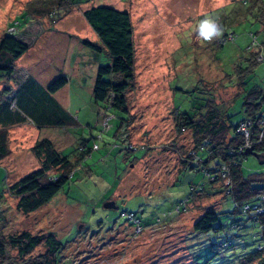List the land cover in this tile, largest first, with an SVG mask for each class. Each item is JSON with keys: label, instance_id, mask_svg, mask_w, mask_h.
Segmentation results:
<instances>
[{"label": "rangeland", "instance_id": "374dc122", "mask_svg": "<svg viewBox=\"0 0 264 264\" xmlns=\"http://www.w3.org/2000/svg\"><path fill=\"white\" fill-rule=\"evenodd\" d=\"M94 5L128 10L134 25L136 81L128 92L129 119L118 135L121 117L128 114L105 111L103 103L93 97L90 77L94 64L109 63L111 58L105 51L96 58L94 50L79 44L100 39L84 16ZM248 5L242 0H77L75 5L68 0H0V37L13 32L30 46L17 61V80L29 72L44 84L60 74L70 79L55 97L77 122L45 127L41 137H50L69 155L76 154L84 140L90 147L99 145L48 204L24 214L9 186L40 166L30 150L40 134L28 122L9 126L11 154L0 163L4 231L54 233L66 242L61 264H204L207 255L200 261L194 258L206 250L200 238H195L199 235L194 224L205 210H223L233 203L217 184L215 193L197 196L177 211V204L190 196L192 186L205 183L207 177L191 168L181 172L194 138L191 129H177L175 114L177 109L198 107L197 95L201 94L194 89L201 86L221 105L230 106L234 120L241 117L243 97L239 95L243 90L236 65L246 66L243 58L248 48L255 41L264 42L261 24L245 20ZM250 30L257 38L250 36ZM252 49L260 51V63L248 74L246 86L264 88V50L255 45ZM79 74L85 75L84 82ZM3 83L0 80V88ZM108 111L114 117L105 126ZM243 168L246 173L264 171V164L250 154ZM129 210L137 212L142 222L123 214ZM247 226L232 233L255 231L251 224ZM238 240L250 247L254 244L251 235L235 237ZM45 250L41 244L33 256Z\"/></svg>", "mask_w": 264, "mask_h": 264}, {"label": "trees", "instance_id": "16d2710c", "mask_svg": "<svg viewBox=\"0 0 264 264\" xmlns=\"http://www.w3.org/2000/svg\"><path fill=\"white\" fill-rule=\"evenodd\" d=\"M68 2L75 5L77 0ZM242 2L249 3L245 20L259 22L260 29L264 30V0ZM84 16L100 39H85L82 43L98 55L103 51L107 52L111 58L109 63L100 62L94 73L93 97L96 102L103 103L105 111L115 109L128 114L121 117L118 135L121 126L129 119L128 92L136 81L132 15L128 10L113 6L94 5L84 11ZM250 36L257 38L253 30H250ZM253 45L255 49L264 50V42L255 41ZM253 45L243 58L247 65H236L243 90L239 95L243 97V101L240 110L242 115L238 120H234V114L228 108L230 106L221 105L212 92L201 86L194 89L201 94L197 95L201 101L198 107L188 111L177 109L175 114L177 129L180 132L191 129L194 138L193 149L183 161L181 172L191 168L203 171L207 177L205 183L194 184L190 196L184 200L191 201L197 196L211 195L216 192L214 190L219 184L225 191L227 200L231 199L233 203L232 207L223 210H205L194 224L195 234L199 235L195 238H200L199 241L206 248L202 254H194V258L200 261L198 259L207 255L204 264H210L212 260L218 264L242 261L264 264V171L246 173L243 168L244 159L250 155L246 153L248 149L264 152V88L258 86L248 89L246 86L248 74L260 63L257 59L261 53L255 52ZM29 49V44L13 32H6L0 37V80L4 82L3 88H0V161L11 153L9 126L28 121L41 127L65 126L75 120L64 111L55 97L68 84L67 75H58L46 86L31 75L21 81L17 80V61ZM108 114L111 113L108 111L106 115ZM245 121L251 122L248 126L249 136L238 130ZM98 148L90 147L87 140H84L80 143L79 150L76 148V154L69 155L59 150L52 139H38L32 151L39 159L40 166L9 186L11 193L18 198V210L30 214L48 204L76 174V170L92 151ZM132 149L133 147L130 148ZM224 172L227 177L222 175ZM247 205L251 208L247 209ZM256 205L263 207V211L256 210ZM238 214H248V217L237 218ZM249 223L255 228L254 232L232 233L235 229H245L247 224L250 226ZM246 235L252 236V247L243 241H235V237ZM219 240L223 241L222 245H219ZM65 243L54 233L43 236L26 230L6 233L3 223H0V264H61L60 253ZM41 244H45L46 250L33 256ZM238 245L242 246L241 250H238ZM14 251H17L16 255H13Z\"/></svg>", "mask_w": 264, "mask_h": 264}, {"label": "built area", "instance_id": "2783aa9c", "mask_svg": "<svg viewBox=\"0 0 264 264\" xmlns=\"http://www.w3.org/2000/svg\"><path fill=\"white\" fill-rule=\"evenodd\" d=\"M12 28H14V27H12ZM261 60H263V56H261ZM112 117H113V115L112 114H108L106 117H105V119H104V125L105 126H107V125H109V123H110V120L112 119ZM251 124V122L250 121H245V122H242L241 124H240V126L238 127V130L239 131H242V132H245L246 133V135L247 136H249V125ZM249 146H251V145H249ZM99 147V145L96 143L95 145H94V148H98ZM224 177H227V175H226V173L224 172L223 174H222ZM227 180L229 181V178H227ZM188 200H183L180 204H178L177 205V211H181V210H183L184 209V207H185V205H186V202H187ZM247 209H249V208H251L249 205H247V207H246ZM254 208H256V210H258L259 212H262L263 211V207H260L259 205H256V206H254ZM123 214H125L128 218H130V217H134L135 216V218L137 217V218H139L138 217V215H137V212H135V211H125V212H123ZM140 220V219H139ZM141 222H142V220H140Z\"/></svg>", "mask_w": 264, "mask_h": 264}, {"label": "crops", "instance_id": "0c3cea01", "mask_svg": "<svg viewBox=\"0 0 264 264\" xmlns=\"http://www.w3.org/2000/svg\"><path fill=\"white\" fill-rule=\"evenodd\" d=\"M79 44L82 45V46H84V44H81V42H79ZM95 56H96V58H98L99 55L97 54V55H95ZM99 63H100V62L98 61V63L94 64V65L96 66V67L94 66V67H95V70L93 69V72H94V73L97 71V69H98L97 66H99ZM80 69H81V60L77 61L76 71H78V73H79ZM29 75L33 76V75L30 74V72H29V73L26 75V77L29 76ZM77 75H78V74H77ZM79 75H81V77H80V79H81L80 82H84V79H85L84 76H85V75H84V74H79ZM82 76H83V77H82ZM90 77H91V79H93V82H94V78H93V76H90ZM88 79H89V78H87V80H88ZM36 80H37V79H36ZM37 81H38L39 83L45 85V86L47 85V84H44L43 82H41L40 80H37ZM90 81H91V80H90ZM69 83H70V79H69V82H68V84H67L66 86H68ZM66 86H65V87H66ZM65 87H64V88H65ZM80 87H83V84H80ZM62 89H63V88H62ZM62 89H61V90H62ZM59 91H60V90H59ZM59 91H58V92H59ZM56 99H57V98H56ZM61 103H62V102H61ZM62 104H63V103H62ZM29 123H31L32 125L34 124L32 121H28V124H29ZM26 124H27V122H23V123H20V124L12 125V127H13V126L26 125ZM34 126H35V127H34L33 131H35V134H37V136H38V134H40V135L38 136V138L35 140V142H36L38 139L44 138V137H41V132H42L41 130H43L45 127H49V126H42V127H41V126H38V125H36V124H34ZM26 128H29V127H26ZM38 131H39V132H38ZM23 132H24V130L21 131V134H23ZM48 138H50V137H48ZM50 139H51V138H50ZM35 142H34V143L31 145V147H30V150H31V151H32V147L34 146ZM54 143H55V142H54ZM55 145H56V144H55ZM59 150H60V149H59ZM61 151H62V150H61ZM32 152H33V151H32ZM10 154H11V153H10ZM7 157H8V156H7ZM7 157H6V158H7ZM6 158H4L3 160H5ZM3 160L0 161V163H2ZM39 162H40V161H39Z\"/></svg>", "mask_w": 264, "mask_h": 264}, {"label": "water", "instance_id": "95a60500", "mask_svg": "<svg viewBox=\"0 0 264 264\" xmlns=\"http://www.w3.org/2000/svg\"><path fill=\"white\" fill-rule=\"evenodd\" d=\"M246 153L255 155L256 157L259 158L260 163H261V164H264V152H256V151H254V150H252V149H248V150L246 151Z\"/></svg>", "mask_w": 264, "mask_h": 264}]
</instances>
